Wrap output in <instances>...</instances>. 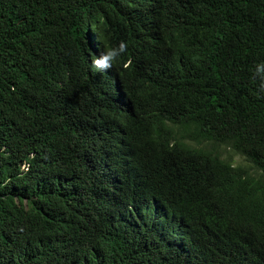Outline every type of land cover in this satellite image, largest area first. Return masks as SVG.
<instances>
[{
  "label": "trees",
  "instance_id": "trees-1",
  "mask_svg": "<svg viewBox=\"0 0 264 264\" xmlns=\"http://www.w3.org/2000/svg\"><path fill=\"white\" fill-rule=\"evenodd\" d=\"M0 264H264V0H0Z\"/></svg>",
  "mask_w": 264,
  "mask_h": 264
},
{
  "label": "clouds",
  "instance_id": "clouds-1",
  "mask_svg": "<svg viewBox=\"0 0 264 264\" xmlns=\"http://www.w3.org/2000/svg\"><path fill=\"white\" fill-rule=\"evenodd\" d=\"M148 41H149V39H148ZM99 45L100 44H98V46ZM99 47H102V46H99ZM124 48H125V45L123 43H121V45L119 46V49H117V50H112L110 52L108 51L107 53L96 52V57L94 58V65L101 71V73L103 74V76L105 78L109 76L114 80L119 79L120 74L118 72L116 73L115 70L117 68L114 65H111L112 64L111 58H115L117 55H119L121 52H123ZM116 94L117 95L114 98L119 100L118 104H120L121 107H124L126 114L129 113L130 111L128 108L130 107V105H129L128 96L126 95V93L121 88H117ZM115 178H116V174L113 176L114 180H115ZM153 194L154 193L149 195L151 199H154Z\"/></svg>",
  "mask_w": 264,
  "mask_h": 264
},
{
  "label": "rangeland",
  "instance_id": "rangeland-1",
  "mask_svg": "<svg viewBox=\"0 0 264 264\" xmlns=\"http://www.w3.org/2000/svg\"><path fill=\"white\" fill-rule=\"evenodd\" d=\"M238 161H243L241 158H237Z\"/></svg>",
  "mask_w": 264,
  "mask_h": 264
}]
</instances>
